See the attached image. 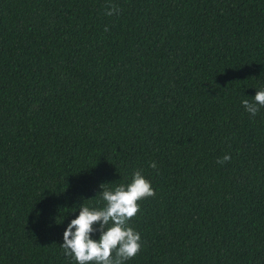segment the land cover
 Masks as SVG:
<instances>
[{
	"label": "trees",
	"instance_id": "1",
	"mask_svg": "<svg viewBox=\"0 0 264 264\" xmlns=\"http://www.w3.org/2000/svg\"><path fill=\"white\" fill-rule=\"evenodd\" d=\"M261 86L264 0H0V264H76L68 223L134 170L125 264H264Z\"/></svg>",
	"mask_w": 264,
	"mask_h": 264
},
{
	"label": "clouds",
	"instance_id": "2",
	"mask_svg": "<svg viewBox=\"0 0 264 264\" xmlns=\"http://www.w3.org/2000/svg\"><path fill=\"white\" fill-rule=\"evenodd\" d=\"M120 8L110 3L106 15H118ZM107 30V29H105ZM244 109L254 118L264 107V86L256 90L253 99L241 101ZM231 159L229 154L218 158L223 164ZM153 169L156 163L150 164ZM102 207H89L81 204L79 214L71 219L63 232L60 247L65 256L71 257L76 264H125L141 250V235L129 226V220L139 211L140 200L155 196L151 181L141 170H134L131 181L109 189L101 184ZM98 225V227H97ZM99 232L94 239L93 233Z\"/></svg>",
	"mask_w": 264,
	"mask_h": 264
}]
</instances>
